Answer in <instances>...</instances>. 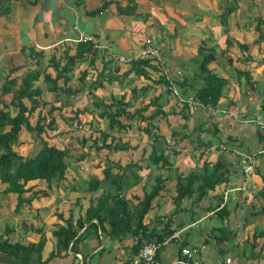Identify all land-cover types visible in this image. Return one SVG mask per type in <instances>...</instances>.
Masks as SVG:
<instances>
[{"label": "crops", "instance_id": "0c3cea01", "mask_svg": "<svg viewBox=\"0 0 264 264\" xmlns=\"http://www.w3.org/2000/svg\"><path fill=\"white\" fill-rule=\"evenodd\" d=\"M238 1L241 3L243 0ZM104 2L105 7L93 13ZM236 3L237 1L233 0H0V85L10 71L17 69L14 74L22 76L34 66L36 60L30 58L31 47L35 51L42 50L49 54L60 45L64 47L71 45L73 52V43L77 42L81 34L97 38L98 44L103 46L99 48L100 57L110 52L138 54L144 45V39L149 37L161 50L164 65L171 72L180 70L183 77L195 70L193 66H182L180 62L192 41L202 38L201 44L207 39L205 42L207 46L209 41L216 42L211 34L219 29L223 30L225 41L228 37L232 42L233 51L229 49L228 51L233 56V63L228 64L227 58L219 55L211 64L213 68L219 69L221 73H218L227 78L229 76L218 105L193 109L185 128H180L183 123L176 111L168 115L163 121L164 127L161 126L162 132H168L176 126L178 130L190 136L182 142L184 148L173 160L175 170L176 168L180 172L185 168L189 171L198 170L206 158L212 157L209 160H214L218 157L228 168L229 178L227 182L209 190L198 201L194 200L196 194L191 198L186 197L183 209L175 212L176 215H180L179 217L176 218L173 214L175 206L171 207L172 202L165 206L164 213L157 214V218L165 217L162 218L163 221L170 218V228L180 231V242L170 243L174 244L169 251L167 247L170 244L159 248L157 252L158 258L167 264L178 258L181 245L198 247L199 252L195 258L204 264H264V133L256 124L258 119H264L261 110V99L264 96V61L261 59L260 65L251 70L248 65L239 67L249 70L253 84L251 88L248 87L245 78L239 77L232 69L233 66L241 65L243 61L245 63L253 61L244 57L251 56V53L255 54L263 48L251 43L255 38L251 30L250 35L245 34L247 40L245 36L241 38L236 33L233 36L229 35L230 31H234L232 28L238 25L236 19L239 17L234 15L235 10L225 11L235 7ZM260 6L262 8L264 4ZM247 19L249 18L244 15L242 20L248 23ZM245 41L249 45L248 51L242 52L238 42ZM233 43H237L238 47ZM253 46L255 47L250 53ZM197 48L192 51L188 49L190 52L188 59L193 61L194 65ZM225 61L228 66L224 65ZM98 63L101 65V62ZM86 64L87 62H82L78 68L82 69ZM234 74L239 78L236 79ZM240 87L245 88L247 93L238 96L236 91ZM161 90L162 92L164 90L162 85L155 86V89H150L147 97L154 96ZM172 106L173 101L169 103L170 111L173 110ZM167 123L170 126L167 127ZM133 124L129 129L130 133L137 128L136 124ZM199 124L208 129L200 131ZM129 136L131 134L126 140L130 139L133 145L137 142L133 138L138 137L143 142L146 135L136 130V135H132V138ZM200 140L211 141L214 147L209 148L210 150H207L209 152L204 148L198 149L196 144L200 143ZM222 146L225 148L222 149ZM200 151L204 154L198 158ZM80 166L82 165H74L73 171L68 166L66 178L51 183V189L55 190L60 187L58 185L60 182L66 183V192L59 188L60 194L52 191L47 196L36 197L18 211L14 210L15 193H7L15 195L11 210L0 204V208L4 207L0 212L6 213L8 210L12 214L8 215L13 216L17 222L13 226L6 225L1 227L4 229H0L7 231L5 238L9 242L27 245L37 243L44 237L40 261L34 259L30 264H124L126 260L130 261V257L135 253L132 252V246L136 243L133 236L112 239L106 230L100 229L99 226H89L88 223L77 231L67 247L58 244L57 237L53 234L54 230L60 225L64 226L65 219L70 215L73 220L80 215L84 216L90 198L97 195V191L101 192L99 189L96 192L85 191L83 195L77 194L76 186L83 178ZM249 166L251 168L245 171ZM95 168L92 166V169ZM174 183L173 178L167 187L174 189ZM169 201H172V198ZM40 203L41 206L38 205ZM223 209L228 214L222 221ZM184 213L186 217L182 216ZM25 221H30V224ZM93 221L95 222V219ZM220 226L226 228L232 235L227 237L224 233L220 235L217 230ZM253 233L257 235L255 240H252ZM218 235L223 239L221 242L216 240ZM252 241L253 247L250 244ZM0 264L22 262L0 251Z\"/></svg>", "mask_w": 264, "mask_h": 264}, {"label": "trees", "instance_id": "16d2710c", "mask_svg": "<svg viewBox=\"0 0 264 264\" xmlns=\"http://www.w3.org/2000/svg\"><path fill=\"white\" fill-rule=\"evenodd\" d=\"M105 5L104 2L93 13L102 10ZM235 8H228L225 12H231ZM225 28L227 32V25ZM253 28L256 37L251 43L263 46L264 53V18L257 17ZM231 45L232 42L227 37L224 48L217 53L202 41L195 57V62L198 64L192 74L183 77L179 70L178 77L172 75L179 96L174 95L168 88L164 67L162 68L156 60L147 57L128 54L133 57L126 62H120L107 53L100 57L99 48L90 41L73 43V52L71 45L65 47L60 45L49 54L42 50L35 51L31 47L30 58L36 60L34 66L22 76L14 74L17 69L10 71L0 85V182L4 184L2 193L16 194L15 211L25 204H30L36 197L47 196L49 192L46 188L49 187H37L36 184L44 181L49 186L54 181L66 178L68 174L67 157L71 156L70 153L74 150L71 149L70 152V148L50 143L42 134L48 137V132L52 131L61 136L59 133L62 131H57L60 123L67 126H82L85 124L82 114L84 116L90 114L91 119L87 125L92 128L100 120L103 121L104 128L98 129L95 126L99 132L98 135L94 134V140L89 147L94 148L102 156L100 158L104 159L94 163L97 164L95 165L98 166L97 168L101 169L102 177L98 175L90 177L87 190L96 192L101 189V192L90 198L84 216L80 215L73 220L70 215L65 219L64 226L60 225L54 230L53 234L57 237L58 244L64 248L67 247L85 223L106 230L112 239H121L128 235L137 238L132 246V252H137L146 242L162 241L165 236L174 231L170 228V218L163 221L165 217L159 216L155 219L156 224L154 225L144 222V218L152 208L154 200L168 189L166 176L160 170L173 167V160L176 157L175 155L170 156L167 150L172 147L173 154L177 155L184 148L182 142L190 136L178 130L176 126L168 132H162L161 126H163L164 119L176 111L183 123L180 128H185L193 109L218 105L228 78L214 72L211 64L221 54L227 58L229 64H232L233 56L228 51ZM238 46L242 52L248 51L249 45L246 41L238 42ZM46 55L48 56L45 59ZM249 56L244 58L249 59ZM262 60L264 61V58ZM82 62H87V64L79 69L78 66ZM98 62H101V65ZM165 68L169 69L166 66ZM235 70L239 77L245 78L248 87L251 88L253 84L249 70L240 68ZM76 71H78L77 75H75ZM169 72L171 73L170 70ZM40 80L44 83V88L39 85ZM114 85L118 91L127 85L129 96L126 92L115 94L116 92L108 87ZM159 85L164 87L163 92L161 90L154 94L145 103L144 99L149 95L150 89H155V86ZM43 91L49 92L51 99H43ZM83 93L91 95L92 107L87 104L82 108L72 107L69 99ZM59 95L64 96L66 101L59 99ZM188 97H191L193 102L187 101ZM171 101H173L172 111L169 110ZM194 102L197 105H194ZM261 110L264 113V96L261 99ZM33 115V120H31ZM133 123L136 124L137 131L148 137L151 147L146 157V166L130 161L122 167L112 161L111 152L113 150L120 153L137 148V142L131 145L130 139L127 141L121 136L122 133H130L129 129ZM22 128L41 140L39 149L31 156L21 154L16 150L17 146L23 144L18 141V134ZM198 129L206 131L208 128L199 124ZM97 138H101L100 144ZM85 141L86 137L82 136V144ZM199 142L196 148H204L205 151L210 150L209 147L213 145L211 141L200 140ZM146 151L148 150L142 147V152ZM203 154V151H200L198 158H201ZM84 158V154H80L76 160ZM211 158H206L198 170L184 173L173 168V171L175 170L172 173L175 179V194L172 197L175 204L174 212L182 210L179 205L182 199L191 198L196 194L194 200L198 201L216 185L228 181V168L220 158L209 160ZM92 166L95 167L91 164ZM114 167L116 171H113ZM133 168H137L138 171ZM146 170H148L147 177H153L149 189L144 188L145 184H143L142 194H137L135 191L137 189L126 192L124 185L129 181V176L132 175L134 182H137L136 180H140L141 174ZM155 170L158 172L152 175ZM135 171L138 174H135ZM222 213H224L223 221L228 213L224 209L221 215ZM93 219L95 222H92ZM217 230L220 235L222 233L226 237L232 235L224 227L220 226ZM256 236L253 233L252 240H255ZM216 240L221 242L223 239L218 235ZM44 242L45 239L42 237L37 243L24 245L19 242H9L7 238L0 237V251L19 259L22 264H30V261L34 259L40 261ZM250 244L251 247L254 246L253 241ZM124 264H132V262L126 260Z\"/></svg>", "mask_w": 264, "mask_h": 264}, {"label": "rangeland", "instance_id": "374dc122", "mask_svg": "<svg viewBox=\"0 0 264 264\" xmlns=\"http://www.w3.org/2000/svg\"><path fill=\"white\" fill-rule=\"evenodd\" d=\"M235 1H237V3L235 5L236 8H235L234 15L236 14V17L237 16L239 17L238 19H236L238 21V25H235L232 28L234 31H232V32L230 31L229 35L233 36V35H235L234 33H236L241 38H243V36H245L244 38H246L245 34L250 35L251 32H249V31L251 30L252 33H253V36L256 37V34L253 32V24L255 25V20H256L257 17H259L258 15H260L262 18H264V7L261 8V6H260L261 4H264V0H243L241 3L238 0H233V2H235ZM244 15H245V17L249 18V19H247L248 23L243 22L242 19H243ZM239 21H241V22H239ZM236 26H238V28H235ZM222 32H223V30H219V29H218V31L217 30L213 31L211 36H213V38L216 39V42L209 41V43L207 44L208 47H214V49H215L214 51H216L217 53H220L222 45H223V47L225 45L224 34H222ZM201 39L198 40V41H192L190 43L189 47L186 48V50H187L186 54L180 59V62H182V66H187V67L193 66L196 69L198 63L197 64L195 63V65H194V62L190 61V59H188V56L190 55V52L188 51V49L192 51L193 49L197 48L199 46V44H200ZM246 40H247V38H246ZM204 42H207V39H205ZM153 44L158 47V45H156L154 43V40H153ZM233 44L236 45L235 47H238L237 43H233ZM254 47L255 46H253L252 49L249 51L250 53L253 51ZM261 48H263V46ZM228 49L231 52L233 51L231 46H229ZM182 52H183V50H182ZM237 52H239V51H237ZM261 54L263 56H261ZM160 57H161L162 61H164L162 52L160 54ZM250 58L253 59V61L254 60L255 61L254 62L251 61L253 63H251V62L245 63L243 61L241 63V65H239L238 67L233 66L232 69L234 70V73L236 72L235 69H237L239 67L242 68L243 65H248L250 67L249 68L250 70L253 69L257 65H260V60L264 58L263 49L259 50L255 54H254V52L251 53ZM224 65H227L226 61H225ZM213 70L216 73L220 72L219 69L217 70V68H213ZM178 71L179 70H176L175 72L173 71V72H171V74L177 75ZM220 73H218V74L221 75ZM76 74H78V71H76ZM178 75H180V74H178ZM234 76H235V74H234ZM228 78H229V76H228ZM235 78L237 79L239 77L235 76ZM242 81H243V84H245V81L244 80H242ZM38 83H39V85L42 88H44V84H43V82L41 80ZM108 87H109V89H112L113 91H115L116 92L115 94L126 92V94L129 95V93H130L129 90H128V86L127 85H125L124 88H122L119 91L117 90V87H115V86H108ZM236 92L238 93V96H241V95L246 94L247 90H245V88L240 87L239 89H237ZM42 97H43V99L48 100V99H51L52 96H51V94L49 92L43 91ZM151 97L152 96H150L149 98L147 97L145 99V103H147ZM59 99H61L62 101H66L65 100L66 98L64 96H61V95H59ZM69 100H70V104L74 108L75 107L82 108L86 104L89 107H92V97H91V95H89L87 93L86 94L83 93V94H81L79 96H72ZM33 117H34V115L31 117V120H33ZM82 119H83V121H85V124H83L82 126H77V125H72V126L68 125L67 126V125H64L63 123H60L59 124V128H58L57 131H62V132H60L61 134L59 133V135H61V136H58V134L56 132H52V131L48 132L49 133L48 137H45L44 134H42V136L44 138H46V140L48 142H50V143H55V144L59 145L60 147L70 148L69 149L70 152L72 150H74V151H72L70 153L71 156L67 157V163H68V166H70V168H72L71 169L72 171H73V166L74 165H76V166L82 165V166H80V169L83 172L82 173V177L83 178L82 179L79 178L80 179L79 185L77 184V186H76V184H74V186H76V191H78L77 194L80 193V194L83 195V193L85 191L86 192L88 191L87 190V185H88V181H89L90 177H92L93 175H101V173H102L100 168H97L98 166H95L97 164H94V163H96L98 160L100 161V160H102L104 158H100L101 155H99V153H97L94 148H90L89 146L91 145L92 141L94 140L93 139L94 134L97 133L96 135H98V132H99L95 128V126L98 129H103L104 128V123H103V121L99 120V122L97 124H95L94 127L92 126V128H91V127H89L87 125V122L91 119V115L90 114H86L84 116L82 114ZM164 123L165 122H163V127H164ZM166 126L168 127V126H170V124L167 123ZM91 132H92V134H91ZM114 132L118 133L117 131H114ZM90 134H91V137L89 138ZM122 134H121L122 137L126 140L128 135H130V134H131V136L132 135H136V130L132 131L128 135L124 134V133H122ZM82 136L86 137V141L83 144L81 142ZM135 137H137V136H135ZM97 139H98L97 140L98 144H100L101 138H97ZM18 140L23 143L21 146H17L18 152L22 153V154H25L27 156H31L32 154H34L39 149V146H40V143H41V140L38 139L37 136H35L34 134L31 135L29 132H27V130L25 128H22L19 131ZM133 140L137 141V148L129 149L127 151H123V152H120V153L119 152H115V151L112 150V152H111L112 153V156H111L112 161H115L117 164H120L122 167H124V165H126L130 161H136V162L140 163L141 166H146V163H147V158L146 157L148 155V152L150 151L149 148L151 147L150 142L148 141V137L144 136V139H143L144 141L143 142L138 137L136 139L133 138ZM141 145H143V147L146 148V150H148V151L143 153ZM167 153H169L170 156H172V155H175V157L177 156L176 154H173V148L172 147L171 148L169 147V149L167 150ZM80 154H84L85 158L84 159H80V160H76L77 157H79ZM91 164H93L96 168L92 169V167H90ZM180 165H182V162L180 163ZM173 168H174V166L173 167L170 166L169 168H164V169L160 170L161 173L164 176H166V184H169V181L174 178V175L172 173H174L175 170L173 171ZM133 169L138 171L137 168H133ZM183 170H184L183 171L184 173L189 171L186 168L183 169ZM113 171H116L115 167L113 168ZM136 171H135V174H138V173H136ZM147 172H148V170L144 171L142 174L140 173L141 174V179L140 180H136L137 182H134L135 179H134V177L132 175L129 176V181L127 183H125V185H124V188H125L126 192L127 191H132L134 189H137V190H135L136 193L137 194H142V185L143 184H145L144 188L149 189L150 185L152 184V180H153L152 178L153 177L151 175H150L151 177H147ZM157 172L158 171L155 170L152 175H154V173H157ZM171 177H173V178L170 179ZM168 179H170V180H168ZM147 180L150 181V182H148ZM69 183L72 184V182H69ZM58 185H60V187H57V189L55 190L54 188L51 189L52 184L47 186V183L44 182V181L38 182L36 184L37 187L38 186L39 187H45V188L49 187V188H46L48 192H52L53 191L56 194H60L61 191L66 192L65 191V188L67 187L66 183L60 182ZM172 185H173V183H172ZM59 188L61 189V191L58 190ZM2 189H3V184L0 183V204L3 205L4 207H6L8 210H11L12 207H13V203L15 201V195L3 194L2 193ZM99 193H100V190L97 191V194H99ZM174 194H175L174 189L168 187V189L166 191H164L160 196L157 197V199L154 200L155 202H154L152 208L146 214L144 220L146 222L150 223L151 225L156 224L155 218H157V214L159 212L160 213H164L166 211L165 206L169 205L171 202L173 203V201H169V200H170V198H172L174 196ZM61 200H62V198H61ZM40 201H42V199ZM184 201H185V198L182 199L180 204H179L182 209H183V206H185ZM41 204L42 203H40L38 205L41 206ZM47 204L45 206H47ZM158 204H162V205H158ZM170 205H171V207L175 206L174 203L170 204ZM4 207L0 208V210H4ZM174 209L175 208H173V210ZM8 210H7L6 213H1L0 212V229H4V228H1L3 226H6V225L13 226V225H15L17 223L13 216H9L8 215V214L12 215L10 212H8ZM173 214H175V212ZM174 216H176V218H177L180 215L179 214L178 215L175 214ZM182 216H185V213ZM25 222H27V224H30V221H25ZM6 232L7 231H5V230L0 231V237L2 239L5 238ZM173 244H170L167 247L168 248L167 251H169L171 248H173Z\"/></svg>", "mask_w": 264, "mask_h": 264}, {"label": "built area", "instance_id": "2783aa9c", "mask_svg": "<svg viewBox=\"0 0 264 264\" xmlns=\"http://www.w3.org/2000/svg\"><path fill=\"white\" fill-rule=\"evenodd\" d=\"M77 41H90L93 43L94 46L97 48H102L103 46L98 44V40L96 37L93 35H86V34H81L78 38ZM110 56L116 58L120 62H126L131 59L133 56H129L126 54H114V53H109ZM161 50L159 47L154 46L152 43L151 38L146 37L144 39V45L142 48L139 50L137 56H142V57H147L152 60H156L162 68L164 67V74L165 78L167 80L168 88L172 91L174 95H178V90L175 85V81L172 79V75L169 72V69H166L164 66V63L160 57ZM180 72L178 71V74ZM178 74L175 75L178 77ZM181 99V97H180ZM187 101L193 102V99L191 97L187 98ZM194 105H197L196 102L193 103ZM257 126L259 127L260 131L264 133V119H258L256 121ZM214 146H210L209 148L212 149ZM224 149L225 147H221ZM251 168V166L247 167L245 171H248ZM225 194L227 191L224 192ZM137 238H135V241ZM181 241V236H180V231L179 230H174L171 234L165 236V238L162 241H149L144 243L141 248L137 250L131 257L130 261L132 264H167L162 262L158 256H157V251L159 248L166 246L172 242H180ZM199 249L196 246H187V245H181L179 249V256L178 258L170 262L168 264H204L200 260L196 259V255L198 254ZM229 260V259H227Z\"/></svg>", "mask_w": 264, "mask_h": 264}]
</instances>
